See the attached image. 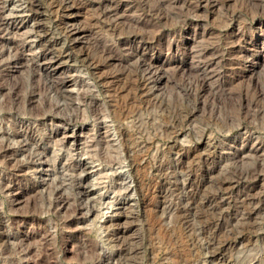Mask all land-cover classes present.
<instances>
[{
    "label": "rangeland",
    "instance_id": "obj_1",
    "mask_svg": "<svg viewBox=\"0 0 264 264\" xmlns=\"http://www.w3.org/2000/svg\"><path fill=\"white\" fill-rule=\"evenodd\" d=\"M38 1L0 0V104L25 99L0 107V264H264V0H73L77 41ZM35 17L77 60L44 67Z\"/></svg>",
    "mask_w": 264,
    "mask_h": 264
},
{
    "label": "bare ground",
    "instance_id": "obj_2",
    "mask_svg": "<svg viewBox=\"0 0 264 264\" xmlns=\"http://www.w3.org/2000/svg\"><path fill=\"white\" fill-rule=\"evenodd\" d=\"M52 1H54V2H56V3H59V6H57V7H63L64 8V13L65 14H63L64 16H63V24H65V26H63V29H65L64 31H65V34L68 36V37H70V38H72V40L73 41H77V35H78V33H79V27H77L76 25H74V24H72L71 23V21H69V18L72 16V14H73V11H74V7H75V5H74V2H73V0H52ZM118 1V0H117ZM39 2H41V1H38L37 2V0H30V6L32 7V9L35 11V12H37V13H39L40 11H42L41 10V7H40V5H39ZM61 3V4H60ZM82 3V2H81ZM110 3H111V1H110ZM118 3V2H117ZM107 4H109V3H107ZM114 4H115V2H114ZM116 6V5H115ZM120 6V5H119ZM4 8V7H3ZM3 8L0 6V25H3V22H4V20H5V18H4V16H3ZM59 9V8H58ZM63 10V9H62ZM114 11L115 12H117V11H119V10H117V7L114 9ZM113 12V11H112ZM75 15V14H74ZM37 16H38V14H37ZM115 16V15H114ZM62 19V18H61ZM68 20V21H67ZM34 21H35V28H36V33L38 34L37 36L39 37V39H40V45L43 47V51H45V53L44 54H42V61H43V65H44V67L46 68V67H51V66H53L52 64H53V60L54 59H52V58H49L48 57V53L50 54V55H55L56 57H65L67 60H69V61H73L74 59H76L77 60V50H75V46H70V47H68V46H66V44L64 43V42H62V41H59V40H57L56 38H54L53 36H51V32L49 31V29H47V26H46V24H45V21L43 20V18H39V17H35L34 18ZM5 23V22H4ZM71 23V24H70ZM3 27V26H2ZM34 28V29H35ZM62 28V27H61ZM35 32V31H34ZM35 33V34H36ZM62 38V37H61ZM18 43V42H17ZM75 45V44H74ZM16 46V45H15ZM16 57L17 58H20L21 56H22V46H20L19 44H18V46H16ZM108 50V49H107ZM100 51H101V49H100ZM108 52V51H107ZM135 52V51H134ZM133 52V53H134ZM79 54V53H78ZM105 55H106V53H105ZM135 55V54H134ZM55 56H53V57H55ZM107 56V55H106ZM56 57H55V59H56ZM64 58V59H65ZM21 59V58H20ZM66 60V61H67ZM65 61V60H64ZM57 62V61H56ZM65 63V62H64ZM75 63V62H74ZM149 63V62H148ZM29 64H31V63H29ZM28 65V64H27ZM92 65H95L94 64V62L93 61H91V60H89V66H92ZM148 65V64H147ZM32 68H33V64H32V66H31ZM30 67V68H31ZM43 67V68H44ZM150 67V66H149ZM47 70V69H46ZM73 70V69H72ZM5 71V70H4ZM7 72H8V69L6 70ZM36 71V70H35ZM33 73V72H32ZM38 74V73H37ZM147 74H149V73H147ZM7 75V73L6 74H4L3 72H1L0 73V77H1V79H3V78H5V76ZM47 75V74H46ZM69 75V74H68ZM50 76V75H49ZM71 76V75H70ZM26 77V76H25ZM65 77V76H64ZM72 77H73V75H72ZM71 79V78H70ZM148 79V78H147ZM18 80V79H17ZM15 83V82H14ZM70 80L68 79V78H63V79H60V80H52V84H51V87L58 93V95L61 97V98H63V99H65V100H67V101H69V102H74L76 99H79V100H83V98L85 97V95H87V92H85V91H87L86 89L83 91V92H79V93H77V94H75V90H73V89H69L68 88V86L70 85ZM16 84V83H15ZM83 84V83H82ZM150 84H151V81L150 80H147L146 81V86L145 87H149L150 86ZM15 86V85H14ZM32 86V85H31ZM38 86V85H37ZM36 86V87H37ZM23 87H24V83L23 82H18V84H16V86H15V88H14V91L13 92H8V94H7V97L5 98V101L4 102H2L1 104H0V107H1V109H3V110H5V111H8V110H10L11 108V102H12V100L11 99H15V97H16V99H15V101L16 102H18V104L20 105V106H22L23 104V100H25L24 99V96H23V94L21 93L22 92V89H23ZM36 87H34L35 89H36ZM50 87V86H49ZM10 88V87H9ZM9 88H7V83L6 84H3V86L1 87V91L0 92H2V93H4V92H6ZM76 88V87H75ZM88 88V87H87ZM50 89V88H49ZM13 90V89H12ZM53 90V91H54ZM36 92V90H32L31 91V93L33 94V93H35ZM49 92V91H48ZM55 93V92H54ZM32 94H30V96H31V98H30V100H32V99H34L35 97H33L32 96ZM13 95V96H12ZM35 95V94H34ZM40 96V95H39ZM47 97V96H46ZM45 96L43 97V98H45L40 104H38L37 103V106L36 107H33V108H35V110L30 114V115H32L33 117H40V116H42L43 114H45L46 113V111L47 110H50V105L53 107V104H54V102H53V104H50V103H52V101L50 102V100L48 101V99L46 98ZM40 98V97H39ZM42 98V99H43ZM13 99V100H14ZM32 102H34V101H32ZM110 105V104H109ZM108 105V106H109ZM87 106H89V105H87ZM25 106L23 105V108H24ZM75 107V106H74ZM22 108V107H21ZM20 109V108H19ZM75 109H77V111L79 110L78 108H75ZM21 110L22 109H20L19 111V114L21 113ZM25 110V109H24ZM11 111V110H10ZM76 111V112H77ZM23 112V111H22ZM85 111H82V109H80V113H84ZM92 113L94 114V116L95 117H97V115L99 114V112H98V109L97 108H93V110H92ZM82 115V114H81ZM119 114H114L113 115V118H114V120L116 121V119H119L118 116ZM16 131H14V133H13V135H15V136H17V134L19 135V133L17 132V129H15ZM118 131H119V135L122 137V140H123V147H124V150H125V152H126V154L128 155V158H130V159H133L134 157H133V155L134 154H132L133 153V148H134V146H135V143L130 139V137L128 138L127 137V133H125V131L122 129V127H118ZM6 133V132H5ZM4 133V134H5ZM9 135H5V136H2V137H0V154H4L5 156H8L12 151L11 150H9L10 148H8V146L5 144V140L4 139H6L7 137H8ZM129 136V135H128ZM9 138V137H8ZM91 145H90V148L91 147H93V148H95L96 150L95 151H97L96 153H97V155L98 156H100L101 157V155H105L106 153L104 152H102V150H103V148H102V141H100V139H94V141L92 142V143H90ZM11 146V145H10ZM92 148V149H93ZM12 149V148H11ZM13 150V149H12ZM15 152V151H14ZM103 153V154H102ZM2 157V156H1ZM105 157H107V161L110 163V164H115L116 162H118V158L116 157V156H113V155H111V154H109L108 153V155H106ZM15 158V157H14ZM11 163V162H10ZM87 163V162H86ZM77 165V164H76ZM75 165V166H76ZM11 165L9 164V167H10ZM75 166H74V170L76 169L75 168ZM17 167H19V168H21L22 166H21V164H19V163H17V165H16V168ZM78 167V166H77ZM79 168H80V166H79ZM82 168L84 169V170H88L89 169V166L87 165V164H83L82 165ZM70 170V169H69ZM86 188V187H85ZM93 192H91V190H89V189H85L84 190V194L85 195H88V197H89V195H91ZM63 198V197H62ZM66 199H68V197L67 198H63V201H67ZM90 200V199H89ZM97 200V199H96ZM102 200V199H101ZM68 201H69V199H68ZM91 207V206H90ZM116 215V213L114 214V216ZM105 216V215H104ZM113 216V215H112ZM110 217V216H109ZM115 218V217H114ZM114 221V219H113V217L112 218H108L106 221H105V223H103L104 224V226L103 227H105L106 229H109L110 228V226H112V222ZM115 224V223H114ZM117 225H118V223H116ZM116 227V226H115ZM114 227V228H115ZM112 229H113V226L111 227ZM120 228V227H119ZM103 231H104V229H102ZM116 230V229H115ZM108 231V230H107ZM110 231V230H109ZM108 231V236H111V235H114V234H112L113 232H109ZM106 232V231H105ZM115 232H117V231H115ZM116 234V233H115ZM119 237V236H118ZM113 238V237H112ZM121 238V237H120ZM120 238H118V239H120ZM135 238V237H134ZM133 238V239H134ZM108 239H110V238H108ZM111 240V239H110ZM112 241V240H111ZM114 241L115 242H119V240H115V235H114ZM115 245V244H114ZM116 246V245H115ZM45 250V249H44ZM93 250V252H95V249L93 248L92 249ZM137 250V249H136ZM123 251V250H122ZM135 250H133V252H134ZM91 252V251H90ZM96 253V252H95ZM135 253V252H134ZM137 254H138V252H137ZM136 254V255H137ZM132 255V254H131ZM133 257H134V255H133Z\"/></svg>",
    "mask_w": 264,
    "mask_h": 264
}]
</instances>
